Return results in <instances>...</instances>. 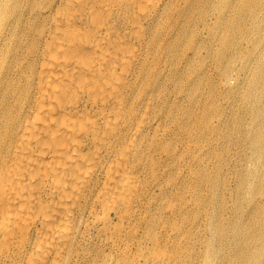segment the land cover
<instances>
[{"label": "bare ground", "instance_id": "1", "mask_svg": "<svg viewBox=\"0 0 264 264\" xmlns=\"http://www.w3.org/2000/svg\"><path fill=\"white\" fill-rule=\"evenodd\" d=\"M259 1L0 0V264H151L140 253L163 246L175 256L157 264L183 263L202 232L209 150L231 137L227 26L247 23L216 10ZM204 81L226 98L222 118Z\"/></svg>", "mask_w": 264, "mask_h": 264}, {"label": "rangeland", "instance_id": "2", "mask_svg": "<svg viewBox=\"0 0 264 264\" xmlns=\"http://www.w3.org/2000/svg\"><path fill=\"white\" fill-rule=\"evenodd\" d=\"M226 1L222 0V3ZM259 5L263 6L264 0L251 6L250 11L243 15L229 13L230 10L224 7L216 10L220 17L233 15L238 20L246 19L247 23L239 27H231V23L227 26L232 31L229 41L230 53L234 56L232 68L235 78L234 115L229 124L231 137L223 135L219 143L209 150L207 157L212 158V164L208 171L211 177L201 186L202 232L196 249L184 253L182 264H264V86L254 84L262 67L253 72L258 62L264 61V15H261ZM209 11L202 10V13ZM250 14L258 20H249ZM254 24L255 30H251ZM222 29H216L215 33L220 36ZM244 48L250 49L251 54H241L240 49ZM242 65L244 70L240 71ZM214 66L216 90L220 93L225 88L227 63L222 60L218 69L215 63ZM209 86L214 89L211 82ZM210 88L204 81L205 101L210 110L216 109L222 118L226 98L220 95L218 100H212L215 90ZM252 115L260 116L261 120L254 121ZM220 128L224 129V126ZM213 216L223 221L222 238L210 228ZM187 219H192V215L189 214ZM188 237V240L192 238L190 234ZM145 253H140V257L148 259L151 264H157L158 259L175 256L166 246ZM140 264L145 263L142 260Z\"/></svg>", "mask_w": 264, "mask_h": 264}]
</instances>
